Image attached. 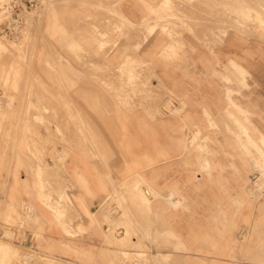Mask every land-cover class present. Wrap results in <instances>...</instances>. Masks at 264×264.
I'll return each instance as SVG.
<instances>
[{"label":"crops","instance_id":"1","mask_svg":"<svg viewBox=\"0 0 264 264\" xmlns=\"http://www.w3.org/2000/svg\"><path fill=\"white\" fill-rule=\"evenodd\" d=\"M51 1L46 0L25 43L31 48L29 69L14 71L12 93L4 94L0 88V202L14 206L24 202L35 211L31 229L13 233L15 244L65 264H118L109 255L113 247L104 244L108 224L94 226L106 220L102 212L108 204L117 210V201L124 207L126 227L150 239L145 246L158 256L157 264H263L258 239L264 216L256 212L257 203H246L241 192L247 172L240 165L232 167L231 160L215 161L213 144H208L203 159L198 143L204 137L216 141L202 115L204 108L212 113L224 109L226 99L241 109L264 105V43L232 35L230 29L218 48L200 43L193 34L170 37L148 22L149 12L161 0ZM231 61L251 78L245 80L247 87L240 86L244 81L231 71ZM234 75L240 78L234 82L239 87H233L239 96H230L229 85L218 80ZM141 81L145 85L139 86ZM124 87L133 92L126 91L118 100ZM164 95L172 97L171 105L157 104ZM165 106L168 113L162 111ZM44 121L48 132L37 125ZM200 125L207 127L206 132H196ZM228 153L229 158L234 154ZM42 163L49 167L45 174ZM136 183L146 195L153 192L151 205L135 196ZM216 184L224 191H239L237 197L230 192L219 199ZM40 186L47 187L43 192L50 207L41 202ZM232 200L236 208L216 212V206ZM56 203L65 209L58 220L51 209ZM75 213L78 216L72 219ZM119 232L124 234V228ZM241 232L243 236L249 232L248 246L232 241ZM204 237L209 248L199 251L198 239Z\"/></svg>","mask_w":264,"mask_h":264},{"label":"rangeland","instance_id":"2","mask_svg":"<svg viewBox=\"0 0 264 264\" xmlns=\"http://www.w3.org/2000/svg\"><path fill=\"white\" fill-rule=\"evenodd\" d=\"M0 1H4V0H0ZM40 1L42 3L40 7H38L37 9H34V10H29L24 14L23 25H22L20 31L18 32V34H15L11 38L5 37L1 33L2 31L0 29V52L2 51L0 53V88H1V90L4 91V94L12 93L13 91H15V87H16L15 80L16 79L14 77V74H15L14 71L18 68L19 69H29V61H27V60L29 59L31 48L28 44L26 45L24 43H25L26 38L30 39V37H31L30 35H31V28H32L33 21L35 19H38V17L41 14V11L46 6V0H40ZM198 1L199 0H195V3H192V5L190 4V7L188 4L187 6H185L186 7V9H185L182 1L180 3V0L179 1L172 0V4H170L169 7H166L164 9L163 8L159 9L158 7H156L154 10L150 11L149 12L150 18H148L149 19L148 22H150L151 25L160 26L164 32H167V34L170 33L171 37H176V36H179L180 34H183L184 36L186 34L188 36L193 34L195 37H198L200 43L211 44V45H214L215 48H218L219 46H221L222 36H224V35L219 30H217L213 25H209L210 20H208V19H209L210 13H214V12L219 13L218 11H220L221 9H224L226 11V13H229V14H227V15H229V17L236 18L235 23L236 22L237 23L232 24V26H231L232 28L230 26L228 28V29H230L229 32L232 35L234 34L236 36H242L244 39H248V40L256 39L257 41H259V43H264V29H263L264 28V15H263L264 10H260V9H262L261 3H264V0L263 1L259 0V1H261L260 4L258 3L257 0H251L249 2L247 0H237V1L236 0H234V1L233 0H219V1L218 0H210L211 3L210 2L208 3L209 0H207L203 4H201L200 1L199 2ZM176 2H177V5H176ZM222 2L224 3V6L227 5L228 9L226 7H224L223 4H221ZM226 2L228 4H226ZM253 3H254V5H253ZM210 4H212L213 6H211ZM230 4H231V6H230ZM236 4H237V6H236ZM180 5H181V7H180ZM252 5L256 9H254V10L251 9ZM234 6H235V8H233ZM237 7H239V8L237 9ZM247 7L250 8V13L246 12V9H248ZM201 8H202V10H201ZM230 8H232V9H230ZM190 9H192V10H190ZM217 9H219V10H217ZM240 9L243 11V13H240L237 15L235 11H239ZM161 11H162V13H161ZM164 11H166V12H164ZM174 11H175V13H173ZM206 11H208V12H206ZM260 11H263V12L259 13ZM194 12H195L196 17H194V14H193ZM233 13H235L237 15V17ZM198 14H200L199 18H197ZM242 14H244V16H242ZM247 14H250V15H247ZM170 15H172V16H170ZM205 15H206V17H202ZM207 15H208V19H207ZM256 15H259V16H256ZM190 16H191V18H190ZM177 17H179L180 19H178ZM214 17H216V16H214ZM188 18H190V20H192V21L190 22V20ZM201 18H203L204 20ZM3 19H4L3 15L0 13V25L3 21ZM183 19L184 20L187 19V20H185V22H184ZM195 19L197 20V22H198V20H200V22L197 23ZM257 19H259V20H257ZM178 20H179V22H178ZM255 20H256V23H255ZM174 21L176 22V24ZM203 21L205 23H203ZM182 22H184L185 25ZM244 22H246V24ZM177 24H180V25H177ZM187 24H188V26H187ZM194 24H195V26H194ZM243 24L245 26H243ZM181 25H184V26L182 27ZM233 25H235V26H233ZM190 26H191V29H193V30L190 29ZM200 26H201V28H200ZM237 26H239V27H237ZM242 27L243 28L245 27V28L243 29ZM0 28H1V26H0ZM239 28H241V29H239ZM167 30L170 32H168ZM212 31H214V32H212ZM240 31H241V33H240ZM242 31H244V32H242ZM204 33H205V35H204ZM24 34H26V38H25ZM21 43L24 45H22ZM17 45H18V47H17ZM20 50H22V52ZM231 58H237V57L232 55ZM235 62H236V64H238L237 61H235ZM237 76L240 77L239 74H237ZM241 78H242V82L243 81L244 82H243V84H240V86L242 85L243 87H247L245 80H251V78L246 77L245 72H241ZM231 79H233V78L231 77L228 79L226 77V78H220L218 80H220L221 82H225L226 84L229 85V87L231 88L230 96H235V95L239 96L240 95L239 92H234V90H233V87H235V86L239 87V85L237 84L238 82H237L236 78L233 79L234 81ZM237 79H239V78H237ZM234 82H237V83H235V85H234ZM143 84H144L143 82H139V86H143ZM126 90L127 89L124 90L125 93H126ZM124 91H121L120 94L117 95V97L119 96L118 100H119V98H125L126 97V95L124 93H122ZM30 97H31V95H30ZM165 98H166V100H165ZM171 98L172 97L170 95H166V96L164 95L163 98H160L158 100L159 102H157V104L159 105L163 101V102H167L168 104L171 105L172 104ZM239 106L240 105L236 101H233V103H230L226 99V104H225L226 108H224V109L216 108L214 113L207 111L206 108L203 109L202 115L204 116L205 120L208 119L210 121V126H208V129H210L211 132H213L215 134L216 141L212 142V141H208L207 138H205V137L201 138V139L199 137L198 139H200V143H198V144H201L203 147L198 146V149L200 150V152H199L200 155L203 157V159H205L204 157H206V155H207L206 151L208 150V147H207L208 144H211V145L213 144L214 148L216 150L215 158H214L215 161L231 160L233 162L232 164H230L232 167H234L235 165H237V166L240 165L245 169V171L247 170L246 172H247L248 178H246V189L242 190L241 192H243V197L247 201L246 203L249 204L250 200L252 201L253 204L257 203L256 212L261 213L264 216V189H262L260 191H257V189H255L256 188L255 183L257 181H259L258 180L259 177L264 182V171H262L263 169L261 170L259 168V166L258 167L256 166L257 164H255L256 163L255 160L258 161V160H260V158H259V156L255 150V147L251 146L249 141H248V135H249V136H251V138H253V140H255V142L258 144V147L261 150H264V146L262 147L259 143V141H260L259 138L261 136L264 137V105H261V107L260 106H254L252 109H248V108H246V109L242 108L241 109V107H239ZM181 107L184 108L185 105L182 104ZM0 110H2V108ZM5 110H7V109H5ZM200 113H201V111H200ZM48 128H49L48 123L46 121H44V123L40 124V130L42 129V130H44V132H48ZM206 128L207 127L200 125L199 131L196 130V132L202 134V133L206 132ZM87 130L90 132L89 126H88ZM56 133L59 135V132H56ZM223 134H230L231 138H226V136L224 137ZM223 138L229 139V141L228 140L223 141ZM203 139H204V141H203ZM86 144L88 146L89 145L91 146V143H89V142ZM93 144L94 143H92V146H91L92 148H93ZM229 151L234 153L231 158H229V153H228ZM216 165H218V163H216ZM227 165H229V164H227ZM45 169H46V164H44V163L40 164V170L43 174H45L49 170V167H47L46 170ZM205 169H207V168H205ZM41 175L42 174H40V176ZM250 175H252L251 178H249ZM43 176L44 175H42V177ZM256 176H258L257 177L258 179L255 178ZM216 187H217V189H216L215 193L219 199L228 198L227 193L233 192V194H234L233 196H236V194L239 192V191H224L221 188V186H219L218 184H216ZM39 189H40L39 192H41V197H40L41 202L44 205L49 206V204H48L49 203L48 202L49 197L45 196L46 193L44 194V192H43V191H45V189L41 186ZM145 191H146V189L141 184L136 183L135 196L141 197L144 199V201L148 202L149 198L152 196V192L150 191V195L148 196V195H146ZM60 193H61V191L58 190L57 195L59 196ZM200 193H201V191H200ZM121 204L122 203H118L116 201L117 210H113V211H112V209H110V204H108L107 205L108 207H106V209H104V211L102 212V215H103V217L106 215V220H108V219L109 220L105 221L103 219L100 223L94 224V226H97V227H100L102 224L103 225L108 224V231L106 233H104V234H106V238H105L106 241L104 244L107 246L113 247L112 252H110L109 255H111L112 259L114 260V263H118V264L119 263L120 264H138V263L139 264H157L159 262L158 256H153L151 253H149V250H147L146 246H145V243L150 241V239L145 238L143 236H139L137 231H133L132 229H129L126 227V224H125V222H126L125 217L126 216H125V212L123 211L124 207H122ZM25 206L28 208V211H23L22 208ZM56 207L60 208L61 217L55 212L54 208H51V209L55 213V215L57 217L56 219L58 220L59 218L63 217L65 209H64V207L60 206V203H56ZM233 207L236 208L237 203L234 202V200H232L231 202L228 201L224 205L216 206V212L222 213V214L228 213L229 212L228 210L230 208H233ZM182 208L184 210H186L189 207L182 206ZM199 208H200L201 212H204V213L207 212L206 206H200ZM109 211H111V212H109ZM253 212H255V208L253 209ZM34 214H35V211L33 210V208L26 205L24 202L22 204H18L17 206H14L12 204H7V203L5 204V202H3V203L0 202V234L2 232V236L0 235V245H1V243L7 244L10 247L12 246L11 248H13L12 253L11 252L8 253L11 255L6 254V255H4L5 257L3 258V257H1V255L3 256V254H0V264H6L7 261L9 262L10 257H11V259H10V262L8 264H10V263L11 264H20V263L21 264H65L60 260H56V259L48 257L46 255L36 254L32 251H29L27 249L22 248L20 245L15 244V242H14L15 237L12 236L13 233H15L16 230H18V231L30 230L31 229V226H30L31 223H34V222H32V220L35 219V218H33ZM72 216H73L72 219H74L78 216V214L75 213L74 215L72 214ZM111 218H114L115 220H117V222L112 223L113 220L111 221L110 220ZM71 220H69V221H71ZM68 223L70 224V222H68ZM120 227L124 228V234H121L119 232ZM250 228L251 227L249 225L247 227V230L249 231ZM260 228L262 229V231L260 232V233H262V237L260 239H258L260 241L258 243V245H260L259 247L262 250L261 262L264 264V222L262 224H260ZM242 233L243 232L239 233L238 235H235V237L233 238L232 241H234V243L238 244L239 246H242V245L248 246V244H250L249 232H247L244 236L241 235ZM134 238H136V239H134ZM198 241H199V245L196 248H198L199 251H206L209 248V246L207 244V238H205V237L200 238V239H198ZM211 241H212V239H211ZM229 241H231V240H229ZM114 242H115V244H114ZM127 243L129 244V246L127 245ZM123 244H125V245H123ZM121 247H123L122 248L123 250L121 249ZM13 253H16V254L14 255ZM23 254H26V256L30 255L29 258H31V259L34 257L32 259V262H30V263L24 262L22 259V256H25V255H23ZM167 258L168 257H165L164 259H167ZM1 259H3V260H1ZM16 259H17V261H16ZM33 260H34V262H33ZM249 261H251V260L248 259V262ZM112 264H113V262H112Z\"/></svg>","mask_w":264,"mask_h":264},{"label":"bare ground","instance_id":"3","mask_svg":"<svg viewBox=\"0 0 264 264\" xmlns=\"http://www.w3.org/2000/svg\"><path fill=\"white\" fill-rule=\"evenodd\" d=\"M53 2H54V0H52ZM51 1V2H52ZM177 1H179V0H177ZM181 1H182V3H183V6H184V8L186 9V7L185 6H187L188 4H189V7H190V4L192 5V3H195V0H180V3H181ZM200 1V3L201 4H203V3H205L207 0H199ZM198 1V2H199ZM219 1V0H218ZM234 1V0H233ZM237 1V0H236ZM235 1V2H236ZM248 2L249 1H251V0H247ZM258 1V3L260 4L261 3V1H259V0H257ZM263 1V0H262ZM56 2V1H55ZM116 2V1H115ZM210 2V0L208 1V3ZM253 2V1H252ZM251 2V3H252ZM211 3V2H210ZM255 3V2H254ZM254 3H253V5H254ZM116 5L117 4H119L118 2L117 3H115ZM170 4H172V0H161L160 2H159V4H158V8L160 9V8H166V7H169V5ZM221 4H223V6H224V3L222 2ZM226 4H228L227 2H226ZM256 4V3H255ZM262 4V9H260V10H264V3H261ZM115 5V6H116ZM211 6H213L212 4H210ZM250 5V4H249ZM252 5V6H253ZM257 5V4H256ZM112 6V5H111ZM110 6V7H111ZM114 6V7H115ZM198 6V5H197ZM221 6V5H220ZM230 6H231V4H230ZM236 6H237V4H236ZM251 6V9H256V8H254V6L252 7ZM109 7V6H108ZM109 7V8H110ZM176 7V6H175ZM180 7H181V5H180ZM188 7V8H189ZM196 7V6H195ZM194 7V8H195ZM224 7H226L227 8V5L226 6H224ZM240 7V6H239ZM239 7H237V9L239 8ZM183 8V9H184ZM204 8V7H203ZM233 8H235V6L233 7ZM248 8V7H247ZM110 9H112V7L110 8ZM162 9V10H163ZM176 9V8H175ZM182 9V10H183ZM193 9V8H192ZM192 9H190V10H192ZM228 9V8H227ZM230 9H232V8H230ZM242 9V8H241ZM239 10V11H235L236 12V14L238 15V14H240V13H243V11L242 10ZM107 10H108V8H107ZM172 10V9H171ZM181 10V9H180ZM201 10H202V8H201ZM211 10V9H210ZM217 10H219V9H217ZM106 11V10H105ZM152 11V10H151ZM160 11V10H159ZM169 11V10H168ZM194 11V10H193ZM85 12V11H84ZM98 12H100V11H98ZM109 12V11H108ZM164 12H166V11H164ZM170 12V11H169ZM191 12V11H190ZM199 12V11H198ZM206 12H208V11H206ZM205 12V13H206ZM219 13H217V12H214V13H210L209 14V19H208V15H207V19L208 20H210L209 21V25H213L217 30H219L221 33H225L227 30H228V28H229V26L231 27L232 26V24H236L235 23V21H236V18H232V17H229V15H227V14H229V13H226V11L224 10V9H221L220 11H218ZM246 12H249L250 13V8H248V9H246ZM261 12H263V11H260L259 13H261ZM101 13V12H100ZM102 13H105L106 14V12H102ZM119 13H120V10H119ZM122 13V12H121ZM161 13H162V11H161ZM173 13H175V11L173 12ZM201 13V12H200ZM203 13V12H202ZM112 14V13H111ZM166 14V13H165ZM180 14V13H179ZM185 14V13H184ZM183 14V15H184ZM194 14V17H196V15H195V12L193 13ZM216 14V15H215ZM233 14H235V13H233ZM235 14V16L237 17V15ZM245 14V13H244ZM244 14H242V16H244ZM263 14V13H262ZM87 15V14H86ZM101 15H103V14H101ZM100 15V16H101ZM113 15V14H112ZM175 15V14H174ZM173 15V16H174ZM187 15V14H186ZM247 15H250V14H247ZM264 15V14H263ZM90 16V15H89ZM170 16H172V15H170ZM193 16V15H192ZM199 16H200V14H198V17L197 18H199ZM214 16H216V17H214ZM256 16H259V15H256ZM91 17V19H92V16H90ZM111 17V16H110ZM113 17H115V16H113ZM113 17H111V18H113ZM118 17V16H117ZM153 17V16H152ZM181 17V16H180ZM186 17V16H185ZM189 17V16H188ZM202 17H206V15L205 16H202ZM239 17V16H238ZM89 18V17H88ZM123 18V17H122ZM166 18V17H165ZM178 19H180L179 17H177ZM190 18H191V16H190ZM190 18H188L189 20H190ZM257 18V17H256ZM260 18V17H259ZM84 19V18H83ZM116 19H118V18H116ZM120 19V18H119ZM164 19V18H163ZM193 19V18H192ZM201 19H203V18H201ZM89 20H90V18H89ZM102 20V19H101ZM105 20V19H104ZM115 20V19H114ZM157 20V19H156ZM182 20V19H181ZM184 20V19H183ZM185 20H187V19H185ZM185 20H184V22H185ZM196 20V19H195ZM204 20V19H203ZM212 20V21H211ZM242 20V19H241ZM257 20H259V19H257ZM84 21V20H83ZM106 21V20H105ZM153 21V20H152ZM192 20H190V22H191ZM238 21V20H237ZM254 21V20H253ZM86 22V21H85ZM85 22H84V26H85ZM106 22H108V21H106ZM118 22V21H117ZM175 22V21H174ZM178 22H179V20H178ZM184 22H182V23H184ZM196 22H197V20H196ZM198 22H200V20H198ZM197 22V23H198ZM202 22V21H201ZM208 22V21H207ZM240 22V21H239ZM238 22V23H239ZM258 22V21H257ZM83 23V22H82ZM164 23V22H163ZM171 23V22H170ZM173 23V22H172ZM187 23V22H186ZM203 23H205L204 21H203ZM231 23V24H230ZM245 24H246V22H244ZM252 23V22H251ZM255 23H256V20H255ZM261 23V22H260ZM259 23V24H260ZM263 23V22H262ZM87 24V23H86ZM120 24V23H119ZM127 24H129L128 22H127ZM175 24H176V22H175ZM191 24V23H190ZM189 24V25H190ZM193 24V23H192ZM29 25V24H28ZM82 25V26H83ZM88 25V24H87ZM121 26H122V24H120ZM119 25V26H120ZM177 25H180V24H177ZM184 25H185V23H184ZM184 25H181L182 27L184 26ZM262 25V24H261ZM81 26V25H80ZM90 26V25H89ZM114 26V25H113ZM124 26V25H123ZM134 26V25H133ZM187 26H188V24H187ZM194 26H195V24H194ZM233 26H235V25H233ZM243 26H245L244 24H243ZM79 27V26H78ZM90 27H92V26H90ZM204 27V26H203ZM207 27V26H206ZM212 27V26H211ZM237 27H239V26H237ZM86 28V27H85ZM88 28V27H87ZM93 28L94 27H92V30H93ZM121 28V27H120ZM123 28V27H122ZM200 28H201V26H200ZM199 28V29H200ZM232 28V27H231ZM243 28V27H242ZM245 28V27H244ZM243 28V29H244ZM260 28V27H259ZM263 28V27H262ZM81 29V28H80ZM126 29V28H125ZM128 29V28H127ZM176 29V28H175ZM182 29V28H181ZM190 29H191V26H190ZM235 29V28H234ZM239 29H241V28H239ZM238 29V30H239ZM264 29V28H263ZM83 30V29H82ZM86 30V29H85ZM85 30H83V31H85ZM91 30V31H92ZM95 30V29H94ZM118 30V29H117ZM120 30V29H119ZM118 30V31H119ZM124 30V29H123ZM132 30V29H131ZM191 30H193V29H191ZM198 30V29H197ZM196 30V31H197ZM205 30V29H204ZM207 30V29H206ZM258 30V29H257ZM168 31V30H167ZM190 31V30H189ZM248 31V30H247ZM94 32V31H93ZM96 32V31H95ZM95 32H94V34H95ZM114 32V31H113ZM122 32V31H121ZM168 32H170V31H168ZM207 32V31H206ZM211 32V31H210ZM212 32H214V31H212ZM242 32H244V31H242ZM74 33V32H73ZM77 33H78V31H77ZM84 33V32H83ZM85 33H88L87 32V30L85 31ZM91 33V32H90ZM134 33V32H133ZM167 33V32H166ZM194 33V32H193ZM240 33H241V31H240ZM27 34V33H26ZM26 34H24L25 35V38H26ZM74 34H76V32L74 33ZM80 34V33H79ZM89 34V33H88ZM98 34V33H97ZM130 34V33H129ZM85 35V34H84ZM87 35V34H86ZM168 35L170 36L171 34L170 33H168ZM176 35V34H175ZM204 35H205V33H204ZM208 35V34H207ZM79 36V35H78ZM82 36V35H81ZM90 36H91V34H90ZM103 36H104V34H103ZM250 36V35H249ZM252 36V35H251ZM131 37L132 36H130V37H128V38H130V40H131ZM171 37V36H170ZM203 37V36H202ZM83 38V36L80 38V39H82ZM94 38H95V36H94ZM99 38V37H98ZM133 38V37H132ZM174 38V37H173ZM28 38H26V40H27ZM78 39V38H77ZM202 39V38H201ZM25 40V43L27 42ZM83 40V39H82ZM85 40H86V38H85ZM91 40V39H90ZM99 40H101L100 38H99ZM77 40H75V42H76ZM91 41H93V40H91ZM128 41V40H127ZM22 42V41H21ZM126 42V41H125ZM124 42V43H125ZM129 42V41H128ZM24 43V42H23ZM24 43V44H25ZM93 43H94V41H93ZM96 43V42H95ZM130 43H132L131 41L129 42V44ZM9 44V43H8ZM22 44V43H21ZM24 44H22V45H24ZM100 44V43H99ZM19 45V44H18ZM18 45H17V47H18ZM27 45V44H26ZM5 46V45H4ZM83 46V45H82ZM89 46V45H88ZM125 46H127V43H126V45ZM124 46V47H125ZM24 47V46H23ZM27 47V46H26ZM81 47V46H80ZM89 47H91V46H89ZM125 48H128V46L127 47H125ZM18 49V48H17ZM25 49V48H24ZM83 49V48H82ZM2 50V49H1ZM23 50V49H22ZM22 50H20L21 52H22ZM125 50H128V49H125ZM24 51V50H23ZM86 51V50H85ZM102 51H103V48H102ZM129 51V50H128ZM134 51V50H133ZM2 52V51H1ZM0 52V53H1ZM18 53V52H17ZM80 53V52H79ZM83 53V52H82ZM89 53H90V51H89ZM89 53H86V55H88ZM92 53V52H91ZM90 53V54H91ZM21 54V53H20ZM99 54V53H98ZM130 54H132V53H130ZM2 56V55H1ZM85 56V55H84ZM130 56V55H129ZM131 56H133V55H131ZM96 57V56H95ZM91 58V57H90ZM93 58V57H92ZM98 58V57H97ZM130 58V57H129ZM132 58H134V57H132ZM96 59V58H95ZM135 59H137V58H135ZM129 60V59H128ZM94 61H97V60H94ZM126 61V60H125ZM137 61V60H136ZM89 62V61H88ZM99 62V61H98ZM124 62V61H123ZM128 62V61H127ZM125 64V63H124ZM128 64V63H127ZM136 64H138V63H136ZM121 65V64H120ZM135 65V64H134ZM139 66H140V63L138 64ZM137 65V66H138ZM143 65V64H142ZM141 65V66H142ZM144 65H146V64H144ZM125 66V65H124ZM138 66V69L141 67H139ZM126 67H128L127 65H126ZM132 67V66H131ZM130 67V68H131ZM143 67V66H142ZM230 67H231V71L233 70L234 71V73L237 75V74H241V72H243L241 69H239L238 68V66L236 65V63H234L233 61H231V64H230ZM86 68V67H85ZM117 68H118V66H117ZM129 68V69H130ZM137 68V67H136ZM119 69V68H118ZM146 69H148V68H146ZM228 69H229V67H228ZM95 70V69H94ZM96 70H97V68H96ZM95 70V71H96ZM112 70H115V69H112ZM241 70V71H240ZM88 71H90V70H88ZM100 70H98V72H99ZM116 71H118V70H116ZM134 71V70H133ZM140 71V69L136 72V73H138ZM146 70L144 69V72H145ZM101 72H103V70L101 71ZM112 72V71H111ZM119 72V71H118ZM143 72V73H144ZM147 72V71H146ZM145 72V73H146ZM97 73V72H96ZM100 73V72H99ZM98 74V73H97ZM155 74V73H154ZM90 75V74H89ZM135 75V74H134ZM140 75H143V74H141L140 73ZM139 75V76H140ZM112 76V75H111ZM116 76V75H115ZM130 76V75H129ZM138 76V75H137ZM148 76V75H147ZM235 76V75H234ZM142 77V76H141ZM236 77V76H235ZM125 78V77H124ZM135 78V77H134ZM145 78V77H144ZM152 78V77H151ZM226 78V77H225ZM236 78H238V77H236ZM132 79V78H131ZM136 79V78H135ZM142 79V78H141ZM153 79V78H152ZM240 79V78H239ZM239 79H236V80H238V82L240 81ZM113 80V79H112ZM121 80H123V78L121 79ZM126 80V79H125ZM139 80V79H138ZM137 80V81H138ZM145 80V79H144ZM155 80V79H154ZM129 81H130V79H129ZM127 82V81H126ZM131 82V81H130ZM142 82V81H141ZM133 83V82H132ZM160 83V82H159ZM119 85V84H118ZM120 85H122V84H120ZM120 85H119V87H120ZM130 85V84H129ZM144 85V84H143ZM151 85V84H150ZM152 85H154V84H152ZM151 85V86H152ZM155 85H156V83H155ZM123 86H124V83H123ZM118 87V86H117ZM116 87V88H117ZM134 87V86H133ZM146 87V86H145ZM154 87V86H153ZM115 88V87H114ZM129 88H130V86H129ZM152 88V87H151ZM156 88V87H155ZM164 88V87H163ZM124 89H125V87H124ZM133 89V88H132ZM135 89V88H134ZM153 89V88H152ZM151 89V90H152ZM157 89H158V87H157ZM120 90V89H119ZM149 90H150V88H149ZM124 91V90H123ZM127 91V90H126ZM129 91H130V89H129ZM128 91V92H129ZM154 91H155V89H154ZM119 92V91H118ZM131 92V91H130ZM133 92V91H132ZM131 92V93H132ZM152 92H153V90H152ZM122 93H124L125 94V91L124 92H122ZM127 93V92H126ZM155 93H157V92H155ZM118 95H119V93H117ZM151 94H154V92L153 93H151ZM122 95V94H121ZM135 95H137V94H135ZM140 95V94H139ZM119 97V96H118ZM118 97H117V99H118ZM141 97V96H140ZM141 99V98H140ZM229 99H230V97H229ZM123 100H125V99H123ZM155 100V99H154ZM157 100V99H156ZM162 100V99H161ZM165 100H166V98H165ZM118 102V101H117ZM120 103H123V101H119ZM152 102H153V100H152ZM156 102V101H155ZM119 103V104H120ZM154 103V102H153ZM162 103H163V101H162ZM161 103V104H162ZM165 103L166 102H164V104L163 105H165ZM232 103V102H231ZM143 104V103H142ZM144 105V104H143ZM157 105V104H156ZM160 105V104H159ZM158 106V105H157ZM161 106V105H160ZM72 107V106H71ZM163 107V106H162ZM166 108H164L162 111H164V112H166V113H168V108H167V106H165ZM180 107H181V105H180ZM158 108V107H157ZM178 108V107H177ZM172 111V110H171ZM73 113V112H72ZM71 115V114H70ZM73 115V114H72ZM74 116V115H73ZM77 116V115H76ZM42 117V116H41ZM72 117V116H71ZM211 117V116H210ZM76 118V117H75ZM77 119V118H76ZM45 120V119H44ZM83 120V119H82ZM81 120V121H82ZM36 121V120H35ZM38 122V121H37ZM208 122H210V121H208ZM41 123L39 122V124H37V125H40ZM49 125V124H48ZM226 125V124H225ZM83 126V125H82ZM89 126V125H88ZM215 126V125H214ZM84 127V126H83ZM38 128V127H37ZM34 129H35V127H34ZM38 129H36V133H40L39 132V130L37 131ZM233 130V129H232ZM239 131V130H238ZM34 132H35V130H34ZM89 132V131H88ZM36 133H35V135H36ZM239 133V132H238ZM41 134V133H40ZM233 134V133H232ZM39 134H37V136H38ZM88 135V134H87ZM90 135V134H89ZM235 135V134H234ZM41 136V135H40ZM39 137V136H38ZM86 138V137H85ZM103 138V137H102ZM246 138V137H245ZM89 139V138H88ZM260 141H259V143H260V145L263 147L264 146V137L263 136H261L260 138ZM102 141V140H101ZM248 141H249V143H250V145L251 146H253V147H255V150H256V152H257V154H258V156H259V158H260V160H258V161H256L255 160V164H257L256 166L258 167L259 166V168L262 170V171H264V150H261L259 147H258V144L255 142V140H253V138H251V136H249L248 135ZM220 143V142H219ZM92 144V143H91ZM241 145V144H240ZM92 146V145H91ZM90 146V147H91ZM109 146V145H108ZM92 148V147H91ZM104 151H105V149H103ZM252 155V154H251ZM54 160V159H53ZM209 162V161H208ZM210 163V162H209ZM92 164V163H91ZM249 165V164H248ZM94 166V165H93ZM212 166V165H211ZM47 165H46V169H47ZM94 167H96V166H94ZM45 169V170H46ZM240 169V168H239ZM247 171V170H246ZM260 176V175H259ZM258 179V178H257ZM133 182V181H132ZM124 183V182H123ZM132 184V183H131ZM256 188L255 189H257V191H260V190H262V189H264V182L261 180V178L259 177V181H257L256 183ZM134 187V189H135V187H136V185H134L133 186ZM124 188V187H123ZM130 189V188H129ZM133 189V192L135 191ZM246 189V188H245ZM131 192H132V190H130ZM129 192V191H128ZM132 192V193H133ZM152 192V191H151ZM137 193V192H136ZM159 194V193H158ZM126 195H127V191H126ZM125 195V196H126ZM133 195V194H132ZM177 195V194H176ZM128 196V195H127ZM170 196V195H169ZM162 197V196H161ZM127 198V197H126ZM152 198L154 199V195H153V192H152V196L149 198V200H148V204H149V202L152 200ZM169 198V197H168ZM175 199H176V197H175ZM128 200H131V198L130 199H128ZM132 200H133V198H132ZM137 200H139L138 198H137ZM140 201V200H139ZM166 201V200H165ZM134 202H135V199H134ZM144 202V201H143ZM136 203H139V202H136ZM155 203H157V202H155ZM168 203H171V205L173 206V207H175L176 206V203H174V202H171L170 200H168ZM142 203H139V205L138 206H140ZM146 204V203H145ZM134 205V204H133ZM143 205V204H142ZM149 205H151V204H149ZM143 207H145L144 205H143ZM151 206H149V208H150ZM156 207V206H155ZM148 208V209H149ZM176 208V207H175ZM23 209V211H28V208L25 206V207H23L22 208ZM141 209H143V208H141ZM140 209V210H141ZM146 209H147V207H146ZM152 209V208H151ZM150 209V210H151ZM159 209V208H158ZM54 210H55V212L61 217V212H60V208L58 207H54ZM160 210V209H159ZM131 211V210H130ZM143 211V210H142ZM141 211V212H142ZM153 211V210H152ZM151 211V213H153V212H155V211H153L152 212ZM145 212V211H144ZM147 212V211H146ZM128 213V212H127ZM149 213H150V211H149ZM156 213V212H155ZM154 214V213H153ZM161 214V213H160ZM156 214H154V217L156 218V216H155ZM106 216V215H105ZM146 216H148L149 217V215H148V213H146ZM131 217V216H130ZM164 218V217H163ZM105 219H106V217H105ZM109 220V219H108ZM108 220H105V221H108ZM156 220V219H155ZM159 220V219H158ZM148 221V220H147ZM148 222H152V221H148ZM157 222V221H156ZM146 224H149V223H147L146 222ZM154 224V223H153ZM150 225V224H149ZM150 228L151 229V227H149L148 225L147 226H145V228ZM152 227H153V225H152ZM143 229V228H142ZM134 230V229H133ZM143 230H146V229H143ZM152 232V231H151ZM148 233H150V232H148ZM136 236V235H135ZM145 236V235H144ZM114 238V237H113ZM115 239V238H114ZM119 239V238H118ZM134 239H136V238H134ZM117 240V239H116ZM118 241V240H117ZM124 241V240H123ZM122 241V242H123ZM133 241V240H132ZM121 242V243H122ZM7 243V242H6ZM120 243V244H121ZM124 243V242H123ZM10 244V243H9ZM114 244H115V242H114ZM126 244V243H125ZM125 244H123V245H125ZM135 244V243H134ZM138 244V243H137ZM118 245V244H117ZM127 245L129 246V244L127 243ZM136 245V244H135ZM12 247V246H11ZM9 245H7V244H2L1 243V245H0V254H3V256L1 255V257H5L4 255H11V254H8V253H12V251H13V248H11ZM137 247V246H136ZM123 247H121V249H122ZM17 249V248H16ZM123 250V249H122ZM19 251V250H18ZM27 253V252H26ZM29 253V252H28ZM14 255L16 254V253H13ZM31 254V253H30ZM33 254V253H32ZM23 255H25V256H22V259H23V261L24 262H26V263H30V262H32V259L34 258H29L30 257V255L27 257L26 256V254H23ZM33 256V255H32ZM10 257V256H9ZM10 259H11V257H10ZM10 259H9V262H10ZM1 260H3V259H1ZM7 260V259H6ZM16 261H17V259H16ZM8 261H7V263L6 264H8L9 263ZM33 262H34V260H33ZM126 262V261H125ZM2 263V262H1ZM143 263V262H142ZM11 264V263H10ZM21 264V263H20ZM139 264V263H138Z\"/></svg>","mask_w":264,"mask_h":264},{"label":"built area","instance_id":"4","mask_svg":"<svg viewBox=\"0 0 264 264\" xmlns=\"http://www.w3.org/2000/svg\"><path fill=\"white\" fill-rule=\"evenodd\" d=\"M40 2V0L0 1V13L4 18L0 25L3 36L11 38L18 34L23 25L24 14L40 7Z\"/></svg>","mask_w":264,"mask_h":264}]
</instances>
